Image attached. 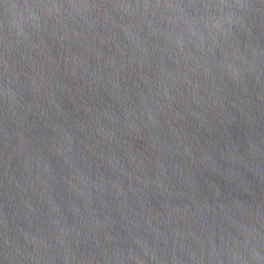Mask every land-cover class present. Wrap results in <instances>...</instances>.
Listing matches in <instances>:
<instances>
[{"label": "water", "instance_id": "obj_1", "mask_svg": "<svg viewBox=\"0 0 264 264\" xmlns=\"http://www.w3.org/2000/svg\"><path fill=\"white\" fill-rule=\"evenodd\" d=\"M0 264H264V0H0Z\"/></svg>", "mask_w": 264, "mask_h": 264}]
</instances>
